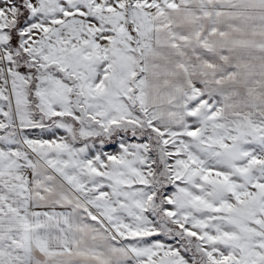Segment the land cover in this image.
<instances>
[{
	"label": "snow or ice",
	"instance_id": "snow-or-ice-1",
	"mask_svg": "<svg viewBox=\"0 0 264 264\" xmlns=\"http://www.w3.org/2000/svg\"><path fill=\"white\" fill-rule=\"evenodd\" d=\"M0 264H264V0H0Z\"/></svg>",
	"mask_w": 264,
	"mask_h": 264
}]
</instances>
